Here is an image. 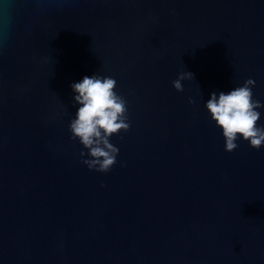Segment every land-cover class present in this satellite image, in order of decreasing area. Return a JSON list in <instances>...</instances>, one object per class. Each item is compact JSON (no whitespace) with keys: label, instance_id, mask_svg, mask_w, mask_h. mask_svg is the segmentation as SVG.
Wrapping results in <instances>:
<instances>
[{"label":"water","instance_id":"1","mask_svg":"<svg viewBox=\"0 0 264 264\" xmlns=\"http://www.w3.org/2000/svg\"><path fill=\"white\" fill-rule=\"evenodd\" d=\"M95 74L130 123L107 173L69 131ZM249 78L264 104V0H0V264H264V146L205 106Z\"/></svg>","mask_w":264,"mask_h":264},{"label":"clouds","instance_id":"2","mask_svg":"<svg viewBox=\"0 0 264 264\" xmlns=\"http://www.w3.org/2000/svg\"><path fill=\"white\" fill-rule=\"evenodd\" d=\"M190 79H195L194 74L185 71L172 82L173 87L183 91L182 81ZM254 85L255 81L249 78L243 86L227 93L212 92L206 101L211 119L222 129L228 152L238 148L236 141L240 139L248 141L257 150L264 146V127L258 125L261 113L257 111L264 104L253 98ZM116 87L114 78L97 74L84 76L80 82L71 85L74 104L79 107L69 124L70 139H78L88 150L89 158L82 159V163L88 169L102 173L109 172L117 163L119 148L110 142V138L130 129L127 101L117 94ZM80 155L84 157L86 153L81 151Z\"/></svg>","mask_w":264,"mask_h":264}]
</instances>
